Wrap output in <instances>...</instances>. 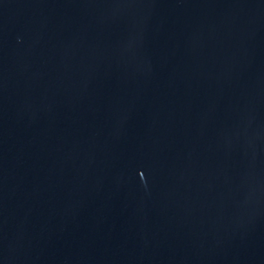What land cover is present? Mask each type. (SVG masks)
<instances>
[{"label":"water","instance_id":"obj_1","mask_svg":"<svg viewBox=\"0 0 264 264\" xmlns=\"http://www.w3.org/2000/svg\"><path fill=\"white\" fill-rule=\"evenodd\" d=\"M0 264H264V0H0Z\"/></svg>","mask_w":264,"mask_h":264}]
</instances>
